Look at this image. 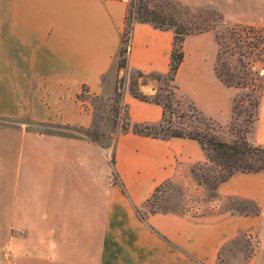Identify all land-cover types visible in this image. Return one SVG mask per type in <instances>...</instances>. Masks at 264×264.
I'll use <instances>...</instances> for the list:
<instances>
[{"label": "crops", "instance_id": "1", "mask_svg": "<svg viewBox=\"0 0 264 264\" xmlns=\"http://www.w3.org/2000/svg\"><path fill=\"white\" fill-rule=\"evenodd\" d=\"M226 1L232 8L226 14H240L244 0ZM254 3L264 25V0ZM125 14L126 0H0V264H261L264 248L246 258L244 234L253 230L261 239L264 170L219 182L214 191L222 200L215 207L204 208L202 195L192 211L140 213L137 207L161 183L183 188L175 176L180 166L195 180L194 167L205 162L196 140L120 134L114 164L123 190L109 181L108 163L101 178V149L92 141L29 127L90 122L78 93L82 86L94 95L114 92ZM206 34L214 41L210 31L185 37L175 83L199 111L225 125L237 90L216 78L214 45L209 73L182 77L195 66L205 69L199 42ZM172 39L171 30L135 22L127 70L166 74ZM122 102L131 124L162 118L160 104L128 89ZM247 139L264 145V96ZM140 154L144 164L133 171L144 179L133 185L130 171Z\"/></svg>", "mask_w": 264, "mask_h": 264}, {"label": "rangeland", "instance_id": "2", "mask_svg": "<svg viewBox=\"0 0 264 264\" xmlns=\"http://www.w3.org/2000/svg\"><path fill=\"white\" fill-rule=\"evenodd\" d=\"M166 1L167 0H163V2L161 0H148V3L151 6L162 7V3H165ZM258 1L259 0H257V2ZM170 2H175L177 5L176 18L178 22L183 25L197 26L198 28L210 26L211 28L208 31L212 32L213 36H215V33L223 32L226 27H231L238 23L252 24L264 28L263 24L257 22V19H259L256 14L258 8H255L254 0H244L242 8L238 11L240 14L234 13L233 15L226 14L232 9L231 5H229L226 0H170ZM199 43L202 44L206 50V55L204 57L205 60L204 58L198 60H200V64L207 71L203 68L195 66L196 68L194 67L193 72H185L182 74L183 79L188 77V75H190V77L195 75L204 77V73H209L208 70L210 67L211 54L213 56V45L216 53L217 44L215 39L213 41V37L208 34H206ZM260 58L261 59L259 60L255 59L253 61V66L251 68L252 70H257L259 72L256 83H260L261 86H264V55ZM241 59L242 63H244L241 68L246 69L248 68V62H251L254 58L241 56ZM224 60L226 63L231 65L237 64L235 56L230 55L229 53L225 54ZM117 68L118 76L116 78L114 92L111 95H94L89 93L86 88H82L78 93V106L82 112L86 113L91 118L87 125H77L71 123L56 125L51 122H30L28 124L29 127L40 131L58 130L66 132L70 135H79L86 141H92L101 149L99 152L97 147L94 148L95 156L97 152L101 155V178L105 176V164L108 163L110 168L109 181L119 184L121 188H123V185L120 183L119 175L116 173L115 164L112 165L110 159L113 157L115 162V143L118 136L131 130L132 124L129 120L127 106L122 102V93L126 89L129 91L130 85H134L142 93L146 90L144 93L145 95L150 98H157L161 101V103L170 101L171 110L177 113V115L173 118V122L180 128L191 131L199 130L202 132L212 133L218 138L228 142H231L236 136H244L250 144L260 145L250 142L247 139V135L252 129L254 121L257 118L258 105L262 96H264V91L259 97L257 106H254L252 103L253 101L249 102L244 97V93L247 92L248 89H236V94H241V98L236 101L233 117L230 118V121L227 124L222 125L215 120V123L207 120L206 118L208 116L199 111L192 101L185 94L180 92L177 84L175 83V77L174 80L167 78L168 71L164 75L156 72H141L142 75L138 76L137 74L140 71L127 70L126 64L122 68H119L118 66ZM260 90H258L256 94H258ZM123 125L128 126L127 131L123 130ZM143 157V154H140L136 158V164L130 171V181L133 185L142 183V175H137L133 170L136 165L142 166L144 164ZM175 176L178 181L181 182L183 188L173 185L170 182L161 183L143 202V204L140 207H137L140 213L165 209L192 211L198 208L197 202L201 203V200H197V196L200 197L202 195L205 199L204 202L206 203V206L204 205V208L206 209L215 207L216 204L222 200V198L214 191V188L219 181L217 168L215 169L214 167L206 165L205 162L204 164H199L194 167L195 180H190L191 177L188 170L184 166H180ZM197 182L201 183L202 187H199ZM228 206L240 207L243 206V204L241 205L238 202L230 201L228 202ZM245 207L246 208H243L244 211L249 212L251 206L245 204ZM256 209L258 210V208ZM247 232L255 233L260 240V245L257 247H252L246 241L245 257L249 258L255 255L259 248H264V229L260 233L262 240L257 232L248 230L245 234ZM245 234L244 239L246 240ZM260 262L261 264H264V257L260 258Z\"/></svg>", "mask_w": 264, "mask_h": 264}, {"label": "trees", "instance_id": "3", "mask_svg": "<svg viewBox=\"0 0 264 264\" xmlns=\"http://www.w3.org/2000/svg\"><path fill=\"white\" fill-rule=\"evenodd\" d=\"M161 1L163 2V0ZM161 6H151L148 0H127L117 66L122 68L126 64V53L133 24L135 22H145L161 30L171 29L173 31L167 78L174 80L176 71L184 58L183 42L185 37L208 31L211 27L198 28L197 26L183 25L178 22L175 2L167 0ZM215 40L217 52L213 71L216 78L227 87H234L238 90L248 89L244 93V97L249 102L253 101V105L257 106L259 97L264 91V86L256 83L259 72L252 70L251 67L255 59L259 60L264 55V28L250 24H236L226 27L223 32L215 33ZM227 53L235 56L237 64L226 63L224 56ZM241 56L254 58L251 62H248V68L246 69L241 68L244 65ZM137 75L141 76L142 73L138 72ZM82 88H85V86H82ZM258 90L260 91L256 94ZM129 91L140 100L155 102L162 106V118L158 124L133 123L131 130L137 134L164 139L186 137L196 140L204 152L205 164L218 169V183L226 180L235 172H257L264 169V146L250 144L244 136H236L231 142H228L212 133L180 128L173 122V118L177 113L171 110L170 101L161 103L159 99L150 98L140 92L134 85H130ZM239 98H241V94L238 93L233 97L231 117H233L235 104ZM206 119L215 123L209 117ZM123 130L127 131L128 126L123 125ZM110 162L112 165L114 164L113 157Z\"/></svg>", "mask_w": 264, "mask_h": 264}, {"label": "built area", "instance_id": "4", "mask_svg": "<svg viewBox=\"0 0 264 264\" xmlns=\"http://www.w3.org/2000/svg\"><path fill=\"white\" fill-rule=\"evenodd\" d=\"M246 241L252 246L257 247L260 245V240L258 239L257 235L252 232H247L245 234Z\"/></svg>", "mask_w": 264, "mask_h": 264}]
</instances>
